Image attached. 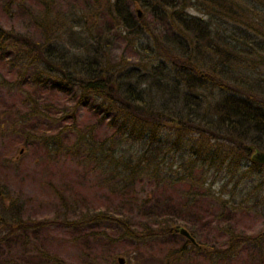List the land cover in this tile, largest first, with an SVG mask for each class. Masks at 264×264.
Here are the masks:
<instances>
[{"label":"trees","instance_id":"1","mask_svg":"<svg viewBox=\"0 0 264 264\" xmlns=\"http://www.w3.org/2000/svg\"><path fill=\"white\" fill-rule=\"evenodd\" d=\"M38 1L42 11L29 15L39 39L0 28V48L16 37L15 57L30 80L75 98L70 111H59L74 118L86 106L112 129L94 146L110 191L154 218L159 230L149 233L183 238L164 264L182 260L186 245L200 247L167 227L195 221L199 208L217 209L224 220L237 211L264 216V163L250 158L264 150V0H64L56 26L47 17L50 0ZM75 143L90 148L82 133ZM174 162L177 175L166 169ZM209 171L217 180L228 175L217 191ZM145 177L153 197H136L133 187ZM109 217L141 236L128 219ZM26 225L0 214V264L51 260L37 247L29 254ZM224 231L220 260L246 243L252 259L264 261V233H238L229 224Z\"/></svg>","mask_w":264,"mask_h":264},{"label":"rangeland","instance_id":"2","mask_svg":"<svg viewBox=\"0 0 264 264\" xmlns=\"http://www.w3.org/2000/svg\"><path fill=\"white\" fill-rule=\"evenodd\" d=\"M51 2L47 17L56 26L65 2ZM40 10L38 0H0V28L39 39L29 13L36 16ZM17 43L16 37L7 38L2 44L5 47L0 48V214L27 222L24 232L29 254H37L33 247L45 251L51 257L47 264H119L118 256L123 264H164L163 259L183 238L177 233L172 237L149 233L158 229L154 218L147 219L134 206L126 205L124 195L122 199L110 191L109 169L95 155L94 146L107 140L112 129L86 106H78L74 118L59 111L63 107L70 111L75 98L30 80L31 70L15 57ZM120 49L118 46L115 53ZM78 133L89 140L87 151L75 143ZM40 135L45 139L50 136L47 144L41 142ZM176 165L174 162L166 169L177 175L180 170L175 171ZM213 176L215 172L209 171V179ZM227 177L217 180L215 176L212 189L219 190ZM152 186L151 180L142 178L133 187L135 196L153 197ZM225 197L230 198L228 194ZM237 212L224 220L217 209L199 208L195 221L167 225L191 228L200 246L186 245L183 259L174 264H264L252 259L253 247L246 243L225 254L226 261L218 257L217 251L228 240L225 225L242 234L264 233L263 215ZM112 214L128 219L141 236L123 232L109 217ZM261 247L264 251V240Z\"/></svg>","mask_w":264,"mask_h":264},{"label":"water","instance_id":"3","mask_svg":"<svg viewBox=\"0 0 264 264\" xmlns=\"http://www.w3.org/2000/svg\"><path fill=\"white\" fill-rule=\"evenodd\" d=\"M137 13H140V10L137 8ZM250 158L259 162L264 163V150H255L251 153ZM169 230H173L174 232H178L181 235L185 236L191 243L197 245L194 237L189 233V231L180 224H174L169 227ZM117 261L119 264H123V258L121 256L117 257Z\"/></svg>","mask_w":264,"mask_h":264}]
</instances>
